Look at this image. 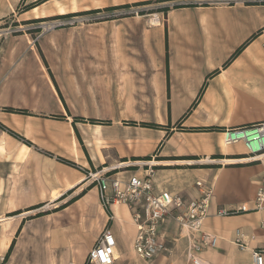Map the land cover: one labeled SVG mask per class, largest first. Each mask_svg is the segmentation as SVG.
<instances>
[{
    "label": "crops",
    "instance_id": "0c3cea01",
    "mask_svg": "<svg viewBox=\"0 0 264 264\" xmlns=\"http://www.w3.org/2000/svg\"><path fill=\"white\" fill-rule=\"evenodd\" d=\"M146 1L158 2L156 25L124 10L36 39L26 27L53 16L50 2L59 16ZM22 3L30 6L17 11ZM256 122H264V3L0 0V264H83L105 225L117 243L113 264H194L191 241L167 217L159 234L173 255L139 258L130 208L113 206L108 222L85 173L133 165L116 171L125 176L149 165L156 191L190 201L201 181L212 187V209L249 203L264 157L263 165L241 160L244 146L223 144L221 131ZM187 156L198 159H173ZM195 163L220 165L187 168ZM262 219L264 210L205 220L203 231L219 243L198 252L195 264L248 263L233 232L264 246Z\"/></svg>",
    "mask_w": 264,
    "mask_h": 264
},
{
    "label": "built area",
    "instance_id": "2783aa9c",
    "mask_svg": "<svg viewBox=\"0 0 264 264\" xmlns=\"http://www.w3.org/2000/svg\"><path fill=\"white\" fill-rule=\"evenodd\" d=\"M226 2L264 3V0H226ZM96 19H98L96 16L75 15L62 23L73 25L75 22H92ZM221 141L227 146L242 144L244 154L241 156L255 159L264 154V122L224 128L221 131ZM261 160L251 161L248 164L261 163ZM132 166L128 164L117 170L124 172ZM135 167L136 170L128 171L125 176H116L118 172L115 169L88 170L85 178L95 186L99 204L105 211L108 222L112 221L113 206L125 205L130 208L131 219L136 226L132 246L139 258L150 259L167 250L165 241L159 234L160 224L165 217L175 222L179 226L180 234L191 241L188 257L195 264L200 262L198 252L204 248L216 247L219 243V236L203 231L205 220L210 217L226 218L264 210V170L249 203L226 208L217 206L212 209L210 205L213 192L210 185L196 181L199 196L185 201L178 193L172 194L163 189L154 190V174L146 172L147 169L140 171V165ZM150 167L148 170L151 169ZM259 227L264 228V219L259 221ZM231 240L238 251L249 252L250 261L246 264H264V246H251L252 236L247 232L235 228ZM116 244L110 227L105 225L95 244L88 251L83 264H113Z\"/></svg>",
    "mask_w": 264,
    "mask_h": 264
},
{
    "label": "rangeland",
    "instance_id": "374dc122",
    "mask_svg": "<svg viewBox=\"0 0 264 264\" xmlns=\"http://www.w3.org/2000/svg\"><path fill=\"white\" fill-rule=\"evenodd\" d=\"M52 4H53L52 2H50L48 4V11L49 12L52 11L53 12V16L44 18L43 20L35 21V22H33V23H31V24L26 26V27H30V28H33L34 30L38 31L37 34H36L37 36L40 33H42L43 31H50V30H55V29H59V28H62V27L72 26V25H68V24H63L62 22H64L65 20H68L70 17L75 16V15H82V16L84 15V16H90V17L91 16H96L99 19H106L108 16H110L112 14H116L117 13L119 15V14L122 13V11L127 10V11H129L128 13H132L133 15H136L135 12H137L138 14L142 13V14L146 15V18L149 20V14L156 13V11H158V7H157L158 6V2L156 1L155 3L154 2H148V3H144V4H140V5H133V6H131V8H130V6H128L129 8H124L123 10L118 9V11L116 9L107 8V9H104V10H100V12H91V13H89V12H81V13H75V14H69V15L56 16V15H54L55 14V10H54V7H53ZM28 6H30V4L24 5V3H22L21 7L17 11L26 10L28 8ZM161 18L162 17H160V20H161ZM55 20L58 21V22L54 23L53 25H57V24H59V25H57L55 27H52L50 29L43 28V24H42L43 21L49 22V21H55ZM89 23L90 22H75L73 25H75V24H89ZM20 28H22V27H20ZM24 29H26V28H24ZM212 158H214V156H212ZM173 159H191L192 160V159H198V158L196 156H192V157L191 156H187V157H176V158H173ZM218 165H220V164L215 163V164H209V165H201L199 163H195V164H192V166H189L187 168H192V169L193 168H205V167L206 168H209V167H214L215 168ZM243 165H245V164H243ZM149 167L150 166H148V165L141 166L140 171H144V169H148ZM152 169H153V167H152ZM193 181H194V179H193ZM191 185L193 187L194 186V182ZM0 221H2V220H0ZM167 251H168V253L170 255H173L170 250H167ZM171 257H173L171 262L173 263V261H174V262L177 263V257H174V256H171ZM3 258L4 257H2L1 259L3 260Z\"/></svg>",
    "mask_w": 264,
    "mask_h": 264
},
{
    "label": "bare ground",
    "instance_id": "6f19581e",
    "mask_svg": "<svg viewBox=\"0 0 264 264\" xmlns=\"http://www.w3.org/2000/svg\"><path fill=\"white\" fill-rule=\"evenodd\" d=\"M159 16L157 15V14H149V24H153V25H156V24H158L159 23ZM53 24L54 23H50V24H48V25H46V27L47 28H51V27H53ZM262 157H264V154L263 155H260V156H257V158H255V159H250V158H248V157H242L241 158V160H246V159H250V160H260V159H262ZM207 158V157H206ZM235 159V158H234ZM179 160V159H178ZM241 160H238V161H241ZM177 161V160H176ZM209 161H216V160H214V159H210V158H207V159H204V160H202V162H209ZM229 161H231V159H226L225 158V160H223L222 159V162L223 163H225V162H229ZM179 162H184V163H192L193 162V160L192 161H187V160H185V161H179ZM195 162V161H194ZM152 163V162H151ZM158 163V162H157ZM120 165V164H119ZM82 179V178H81ZM82 185V184H81ZM55 194H52V196H54ZM5 219V217L4 216H0V220H4Z\"/></svg>",
    "mask_w": 264,
    "mask_h": 264
},
{
    "label": "trees",
    "instance_id": "16d2710c",
    "mask_svg": "<svg viewBox=\"0 0 264 264\" xmlns=\"http://www.w3.org/2000/svg\"><path fill=\"white\" fill-rule=\"evenodd\" d=\"M166 1H169V0H166ZM144 3H148L147 1L146 2H140V3H138V4H135V5H140V4H144ZM29 7V6H28ZM116 7H110L109 9H115ZM159 10H161V9H159ZM162 10L163 11H166L167 10V8H162ZM241 49V47L240 48H238V50L236 51V53H238V51ZM196 101V100H195ZM195 101L191 104V107L195 104ZM94 120H92L91 122H93ZM140 125L143 127V126H146V127H150V128H159V126L158 125H156V124H153V123H145V122H143V123H140ZM214 128H212V127H208V128H202V129H195V131H208V130H213ZM214 158H220V157H217V156H214ZM150 159V157H144V159L143 160H149ZM64 161H66V160H64Z\"/></svg>",
    "mask_w": 264,
    "mask_h": 264
}]
</instances>
